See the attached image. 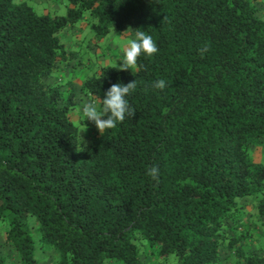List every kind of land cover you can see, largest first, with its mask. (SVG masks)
Returning a JSON list of instances; mask_svg holds the SVG:
<instances>
[{
  "label": "trees",
  "instance_id": "obj_1",
  "mask_svg": "<svg viewBox=\"0 0 264 264\" xmlns=\"http://www.w3.org/2000/svg\"><path fill=\"white\" fill-rule=\"evenodd\" d=\"M66 2L0 0V263L38 264V235L45 264H264V0ZM82 21L96 44L139 29L158 52L135 75L58 78ZM132 81L134 117L103 135L74 120Z\"/></svg>",
  "mask_w": 264,
  "mask_h": 264
},
{
  "label": "rangeland",
  "instance_id": "obj_2",
  "mask_svg": "<svg viewBox=\"0 0 264 264\" xmlns=\"http://www.w3.org/2000/svg\"><path fill=\"white\" fill-rule=\"evenodd\" d=\"M14 2H26L40 15L50 13L53 15L65 16L68 12L66 0H14ZM60 38L62 39L63 43L67 45L70 51L77 54H75L74 61L66 67L62 66L60 71L58 70L55 73V76L66 79V81L72 80V78H74L76 82L79 81L81 84L84 81L83 77L96 72L102 66H119L122 64L121 59L123 57V49L127 45L128 41L132 39L131 37L127 36L113 35L96 44L94 34L92 33L89 25L83 21L77 24L74 28L62 32L60 34ZM86 58H89L90 61H86ZM127 71L132 72L131 69ZM74 75H76V77ZM78 102H80L82 106L81 100ZM81 119L85 120L86 123L91 125V128L95 125L93 122L86 120V118H84L82 114L80 115V113L74 115V120L79 121ZM87 130H89V127ZM257 157L263 159L264 162L262 155L261 157ZM3 235V232L0 231V242L3 241ZM35 238V251L37 257L36 261L38 264H45L51 248L48 245H42L38 235H35ZM1 252L2 247H0V254ZM6 259L8 260L7 257ZM6 259H3L2 263L0 264H8ZM155 264H178V259L174 255L170 256L168 260L158 257L155 261Z\"/></svg>",
  "mask_w": 264,
  "mask_h": 264
},
{
  "label": "clouds",
  "instance_id": "obj_3",
  "mask_svg": "<svg viewBox=\"0 0 264 264\" xmlns=\"http://www.w3.org/2000/svg\"><path fill=\"white\" fill-rule=\"evenodd\" d=\"M128 29L125 31L127 32ZM158 52V47L152 36L139 29L135 32V38L128 41L123 49L122 64L119 65V71L132 70L133 74L139 71L138 59L143 55L146 58L153 57ZM203 52H201V55ZM153 87L163 90L166 82L163 79L155 81ZM136 89V81L127 84L114 83L104 93L100 100L102 108H98L95 100L85 102L82 105V115L86 120L95 124L101 135L108 130L115 128L118 122H123L126 117L135 116V111L130 107L126 97ZM147 174L152 180L159 182L158 167H150Z\"/></svg>",
  "mask_w": 264,
  "mask_h": 264
},
{
  "label": "crops",
  "instance_id": "obj_4",
  "mask_svg": "<svg viewBox=\"0 0 264 264\" xmlns=\"http://www.w3.org/2000/svg\"><path fill=\"white\" fill-rule=\"evenodd\" d=\"M129 33H130V32H127V35H126V36H127V37H131L132 39H134V36H132V35L129 34ZM121 56H122V55H121ZM121 56H120V57H121ZM120 59H121V58H120ZM85 60H86V61H90L89 58H86ZM104 61H105V59H104ZM72 80H73V79H72ZM258 151H259V152L256 153V157H257V156H260V157H261V155H262L263 158H264V147L261 148V149H258ZM257 158H259V157H257ZM262 160H263V159H262Z\"/></svg>",
  "mask_w": 264,
  "mask_h": 264
}]
</instances>
